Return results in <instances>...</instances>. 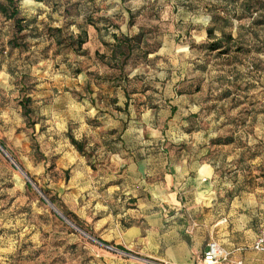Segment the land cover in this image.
<instances>
[{
    "label": "rangeland",
    "instance_id": "rangeland-1",
    "mask_svg": "<svg viewBox=\"0 0 264 264\" xmlns=\"http://www.w3.org/2000/svg\"><path fill=\"white\" fill-rule=\"evenodd\" d=\"M14 1L22 32L0 13V264H117L129 256L65 204L74 167L59 157L70 137L84 143L95 171L119 149L122 127L144 128L142 140L163 143L174 164L226 176L227 202L236 181V195L264 197V26L254 28L250 54L217 57L204 51L199 30L220 0ZM138 29L146 34L131 57L111 59L112 33ZM82 30L89 43L77 53L67 41ZM26 95L28 118L19 106Z\"/></svg>",
    "mask_w": 264,
    "mask_h": 264
},
{
    "label": "crops",
    "instance_id": "crops-1",
    "mask_svg": "<svg viewBox=\"0 0 264 264\" xmlns=\"http://www.w3.org/2000/svg\"><path fill=\"white\" fill-rule=\"evenodd\" d=\"M205 29L199 33L206 35ZM143 130L122 127L119 149L95 171V161L66 143L59 160L66 170L74 167L65 202L71 214L104 242L129 252L117 264H199L210 241L229 253L220 264H262L264 255L252 246L264 225V197L236 195L239 181L232 176L234 196L227 202L226 176L215 180L209 165L188 172L174 164L163 143L143 141Z\"/></svg>",
    "mask_w": 264,
    "mask_h": 264
},
{
    "label": "trees",
    "instance_id": "trees-1",
    "mask_svg": "<svg viewBox=\"0 0 264 264\" xmlns=\"http://www.w3.org/2000/svg\"><path fill=\"white\" fill-rule=\"evenodd\" d=\"M16 4L17 1L5 0L4 3H0V13L6 20L13 21L17 32L20 33L23 30L22 22H24V19L19 18V10ZM209 12L210 22L205 29L207 42L202 45L204 51L215 53L217 57L230 56L231 53L250 54L252 51L251 42L253 39L259 38L258 33L254 32V28L264 26V0H220V4L212 5ZM258 12L261 14L257 15ZM254 14L255 17H252ZM247 17L251 18L250 24H241V21ZM129 20L131 23L132 19ZM89 24L95 26L93 22ZM53 31L61 32L60 29H54ZM216 33L219 35H215ZM145 34L144 29H138L134 36L112 33L113 42L109 45L111 48L110 58L116 60L119 56L125 63ZM234 34H236L235 38ZM67 42V47H70L72 51L82 53L84 46L88 43L87 32L82 30L75 36L70 35ZM57 43L62 44L61 41H57ZM18 46V44L15 45V47ZM254 52L257 53L258 51L255 49ZM147 53L148 51H144V55ZM95 54L101 59L105 58L104 54L100 55L97 52ZM30 102L31 99L27 95L19 101V106L26 118L30 117L33 112L29 106ZM70 142L78 152L85 153L84 143H79L72 137H70Z\"/></svg>",
    "mask_w": 264,
    "mask_h": 264
},
{
    "label": "built area",
    "instance_id": "built-area-1",
    "mask_svg": "<svg viewBox=\"0 0 264 264\" xmlns=\"http://www.w3.org/2000/svg\"><path fill=\"white\" fill-rule=\"evenodd\" d=\"M104 249L111 253H121L118 249L110 246L104 245ZM252 249L264 255V225L258 232L257 238L253 243ZM229 256V253L221 248L215 241H210L207 244L206 251L203 253L201 261L199 264H220L225 262ZM148 264H166V263H156L151 261H145ZM241 264V263H237ZM264 264V259L262 261Z\"/></svg>",
    "mask_w": 264,
    "mask_h": 264
}]
</instances>
